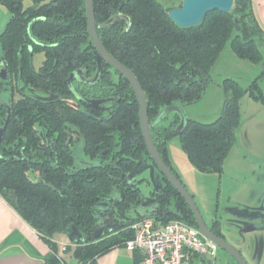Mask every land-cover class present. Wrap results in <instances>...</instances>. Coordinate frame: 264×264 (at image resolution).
<instances>
[{
    "label": "trees",
    "instance_id": "1",
    "mask_svg": "<svg viewBox=\"0 0 264 264\" xmlns=\"http://www.w3.org/2000/svg\"><path fill=\"white\" fill-rule=\"evenodd\" d=\"M0 2L11 13L0 33L2 58L9 73V79L0 84V97L12 105L0 143V194L50 247L51 255L44 264L64 262L55 237L67 234L70 225H76L85 237L66 246L74 264H100L101 255L125 248L134 235L132 223L144 217H120L140 202V189L129 184V174L143 156L152 160L141 128L138 96L127 78L104 59L97 82L75 81L74 87L85 98L105 102L94 107L71 90L72 72L92 80L99 67L85 0H30L29 5L25 0ZM93 5L101 42L133 72L144 90L150 133L166 164L180 179L168 147L178 136L198 171L222 174L236 143L240 99L248 93L264 101L260 85L264 70L248 86L234 78L224 79L223 110L212 122L188 118L178 132L182 116L174 111L158 124L152 123L166 106L185 107L203 99L211 70L229 41L238 57L264 62V27L254 0H236L231 11L213 10L201 23L189 27L177 24L169 14L172 8L159 0H93ZM116 15L128 16L129 28L126 19L101 27ZM35 51L45 54L38 70L31 64ZM27 87L47 90L55 98L42 100L25 92ZM2 92H8V100ZM6 115L0 101V127ZM38 127L44 128V139ZM75 130L82 138L84 154L98 163L75 167ZM31 172H38L39 180H33ZM161 178L162 190L154 192L156 208L148 216L164 223L183 220L198 227L186 199L162 173ZM115 189L121 198L112 199L107 209L113 221L109 231L102 225L97 205ZM216 224L220 227L218 219ZM102 227L104 233L95 238V231ZM133 253L134 264H141V257Z\"/></svg>",
    "mask_w": 264,
    "mask_h": 264
},
{
    "label": "rangeland",
    "instance_id": "2",
    "mask_svg": "<svg viewBox=\"0 0 264 264\" xmlns=\"http://www.w3.org/2000/svg\"><path fill=\"white\" fill-rule=\"evenodd\" d=\"M159 1L168 8L180 7L183 4V0ZM30 3V0H25V5ZM235 5L236 0L233 8ZM10 16L8 7L0 2V33L4 31ZM44 58L43 51H35L31 57L33 68L38 70ZM263 70L264 62L254 63L238 57L229 41L211 70V81L203 99L185 106L188 117L204 123L216 120L222 113L225 102L224 79L234 78L242 85L248 86ZM260 85L264 92V79L260 81ZM25 92L42 100L55 98L54 93L43 89L27 87ZM2 97L8 100V92H2ZM70 102L75 104L73 100ZM38 130L44 139V128L38 127ZM73 134L75 167L98 163V159H92L82 151L83 141L78 130ZM168 147L174 168L193 195L204 217L207 220L216 218L220 221V226L229 240L241 250L249 264H264V101L255 100L248 93L240 99V124L236 131V143L225 161L222 174L198 171L182 149L178 136L168 142ZM30 175L33 180H39L38 172H31ZM128 182L131 186L139 187L140 202L120 213V217L134 219L139 215H150L154 212L157 205L154 192L162 190L164 181L148 156L145 155L139 160L136 169L129 174ZM120 198L121 193L115 189L98 203L97 213L103 226L113 222L107 214V209L112 205L111 200ZM69 253V264L76 263V260L71 258L72 251ZM119 253L126 259L133 260L131 250L120 247ZM201 264L238 262L219 249L214 259L207 258L205 263Z\"/></svg>",
    "mask_w": 264,
    "mask_h": 264
},
{
    "label": "water",
    "instance_id": "3",
    "mask_svg": "<svg viewBox=\"0 0 264 264\" xmlns=\"http://www.w3.org/2000/svg\"><path fill=\"white\" fill-rule=\"evenodd\" d=\"M235 0H183V4L180 7H175L170 9L169 14L171 18L182 27L195 26L201 23L206 14L213 10H221L224 12H229L232 10ZM86 8H87V20L88 27L91 38L94 42V45L97 49V59L99 62V67L97 74L94 79L88 80L85 79L78 71H74L71 73L69 77V85L73 93L78 97L81 101L91 104L94 107H99L101 103L105 102V99H89L78 94L74 87V82L79 81L81 83L93 84L97 82L102 73V59L106 60L111 66H113L117 71L123 74L127 80L131 83L134 91L136 92L139 102H140V121L141 128L143 132V136L145 138V142L147 148L149 150L150 156L160 172L176 187V189L180 192V194L186 199L188 205L192 209L198 224V228L200 232L213 241L216 245L227 251L237 262L238 264H249L243 254L231 243L227 242L225 239L218 237L215 235L205 224L203 219V215L193 197V195L188 191L183 182L176 176L173 170L166 164L164 159L161 157L159 151L157 150L151 133H150V125L147 114V100L144 93V90L138 81V79L134 76L133 72L124 65L121 61H119L116 57H114L103 45L98 35V27L95 19V11L93 0H85ZM119 19H126L128 21V28L130 26V20L128 16L125 15H116L109 19L104 25L101 27H108L113 24L115 21ZM9 79V73L5 67V61L2 57H0V84ZM0 101L5 105L7 109L6 119L4 124L0 127V143L4 137L6 128L9 124L12 105L10 102L4 101L0 97ZM177 111L181 114L182 120L180 125L177 128L178 132H182L188 122V115L185 110V107L181 104H173L166 106L152 123V125L158 124L162 121L169 113ZM111 227L107 225V228ZM104 227L98 229L94 233V237L98 238L104 233ZM67 235L71 242H77L79 240H85L83 233L79 230L76 225H70L67 228Z\"/></svg>",
    "mask_w": 264,
    "mask_h": 264
},
{
    "label": "built area",
    "instance_id": "4",
    "mask_svg": "<svg viewBox=\"0 0 264 264\" xmlns=\"http://www.w3.org/2000/svg\"><path fill=\"white\" fill-rule=\"evenodd\" d=\"M131 228L134 235L125 242V248L138 254L141 264H199L216 257L217 245L186 221L164 223L144 216L134 221Z\"/></svg>",
    "mask_w": 264,
    "mask_h": 264
},
{
    "label": "crops",
    "instance_id": "5",
    "mask_svg": "<svg viewBox=\"0 0 264 264\" xmlns=\"http://www.w3.org/2000/svg\"><path fill=\"white\" fill-rule=\"evenodd\" d=\"M254 9L264 27V0H254ZM171 161L173 163L172 158ZM55 240L60 247L59 254L69 264L70 253L63 250L64 246L71 244L69 236L59 234ZM50 255L51 249L47 243L0 194V264H44ZM98 260L100 264H134L135 256L133 253V260L129 261L120 255L119 248H115Z\"/></svg>",
    "mask_w": 264,
    "mask_h": 264
},
{
    "label": "flooded vegetation",
    "instance_id": "6",
    "mask_svg": "<svg viewBox=\"0 0 264 264\" xmlns=\"http://www.w3.org/2000/svg\"><path fill=\"white\" fill-rule=\"evenodd\" d=\"M202 213V212H201ZM203 215V214H202ZM195 216V215H194ZM196 219V217H195ZM203 219L205 221V224L207 225V227L215 234L217 235L218 237H221L223 239H225L227 242L231 243L232 245H234L240 252L241 250L233 243L229 240V238L227 237V235L225 234V232L223 231V229L220 227H218V225L216 224V218H213V219H210V220H207L204 215H203ZM197 221V220H196ZM111 227L107 228V225H105V227L107 228V230H112L113 226H112V223H108ZM219 249H222L221 247H219L217 245V248H216V252L219 251ZM225 254H227L231 259H233L235 261V259L227 252L225 251L224 249H222ZM242 253V252H241Z\"/></svg>",
    "mask_w": 264,
    "mask_h": 264
}]
</instances>
